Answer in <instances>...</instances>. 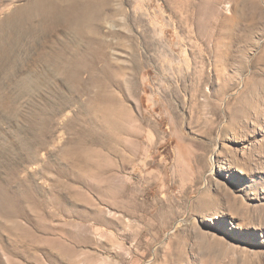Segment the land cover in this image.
Listing matches in <instances>:
<instances>
[{
	"label": "rangeland",
	"instance_id": "374dc122",
	"mask_svg": "<svg viewBox=\"0 0 264 264\" xmlns=\"http://www.w3.org/2000/svg\"><path fill=\"white\" fill-rule=\"evenodd\" d=\"M1 51L0 264H264V0H0Z\"/></svg>",
	"mask_w": 264,
	"mask_h": 264
},
{
	"label": "bare ground",
	"instance_id": "6f19581e",
	"mask_svg": "<svg viewBox=\"0 0 264 264\" xmlns=\"http://www.w3.org/2000/svg\"><path fill=\"white\" fill-rule=\"evenodd\" d=\"M9 49V48H8ZM7 51V50H6ZM10 52V51H9ZM0 54H2V51H1V53ZM3 62V61H2Z\"/></svg>",
	"mask_w": 264,
	"mask_h": 264
}]
</instances>
